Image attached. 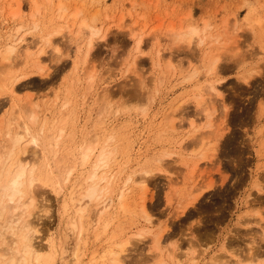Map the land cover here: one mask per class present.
Segmentation results:
<instances>
[{
    "label": "rangeland",
    "instance_id": "374dc122",
    "mask_svg": "<svg viewBox=\"0 0 264 264\" xmlns=\"http://www.w3.org/2000/svg\"><path fill=\"white\" fill-rule=\"evenodd\" d=\"M36 3L40 6L38 14H35ZM60 5L66 9V17L62 19L58 13ZM249 11H253L254 20L245 19ZM73 13H78V17L73 31L69 32L68 18ZM37 21L41 29L36 31L33 24ZM82 21L107 34L104 40L94 39L93 52L85 65V39L90 32L83 30L82 36H77ZM189 26L206 29L208 40L204 45L175 44L172 28L175 33ZM20 27L19 36L25 35L26 45L32 46L51 29L63 28V31L54 37L51 46L43 45L35 50L28 62H22L21 54L14 57L12 65L2 64L0 59V70L2 65L6 69L15 67L22 77L16 85L19 91L16 98L9 90L0 96V125H7L5 122L8 123L15 103L33 101L42 110V118L54 120L71 110L73 115L66 133L74 131L73 142L80 144L86 134L98 130L95 126L100 109L113 104L110 115L104 117L100 137L114 135L116 140L112 144L118 145L119 150L111 168L122 175L118 178L115 205L109 210L106 226L99 230L89 227L79 264H87L117 241L126 239L131 243L122 264H151L158 253L165 258L173 253L181 260L167 259L168 264H184L187 261L184 255L192 251L198 261L194 264H212L218 256L217 261L234 264L245 261L254 251H258L255 260L264 259V190L258 192L256 188L257 185L264 189V0H0V54L12 43ZM231 39L232 47L237 48L234 53L240 56L230 54L231 57L220 62L214 79L219 81L222 98L216 99L207 88L206 55ZM41 51H45L40 60L49 69L48 76H41L33 67V60ZM237 60L241 62L239 66ZM256 66L260 74H254L249 83L243 81L241 74ZM192 68L201 70L195 79L201 86L195 80H186ZM89 72L95 77L91 90H88ZM197 86L202 93L195 90ZM68 88L73 91L66 111L62 104ZM195 94L207 96L205 103L212 98L216 101V111L211 110L210 114H215L213 123L217 130L228 125L221 130L224 134L218 141L216 155L208 161H202L197 151L191 153L195 128L198 125L204 128L195 133L198 138L204 130V135L212 131L206 126V115L197 106ZM168 117L173 119L175 129L166 124ZM192 121L195 128L190 126ZM4 139L0 137L1 143ZM173 152L184 156L165 157ZM161 157L162 164H158ZM158 168L164 173L158 172ZM144 169L154 171L149 176L150 190L146 197L147 212L154 222L152 229L140 211L143 191L131 192L123 207L116 198L126 177ZM76 182L79 183L78 177ZM73 186L71 183L59 195L46 190L50 212L39 222L44 238L56 239L61 245L57 247L58 264L72 260L76 247L77 235L70 228L75 210L71 203ZM199 193L202 194L195 204H190ZM142 230L146 235L137 237L135 234ZM160 232L164 233L158 252L154 237Z\"/></svg>",
    "mask_w": 264,
    "mask_h": 264
},
{
    "label": "bare ground",
    "instance_id": "6f19581e",
    "mask_svg": "<svg viewBox=\"0 0 264 264\" xmlns=\"http://www.w3.org/2000/svg\"><path fill=\"white\" fill-rule=\"evenodd\" d=\"M38 6L39 4L36 3L35 14L39 13L40 6L39 7ZM65 12L66 9L62 5H60L58 11L59 18L61 19L65 18L66 17ZM252 14L253 11H249L245 19L248 21L254 20L251 19ZM14 16H18V15L15 14ZM77 17H78V13H73L72 17L68 18L67 26L69 32L73 31V27L74 25H76L75 23ZM45 25L46 24H44V27ZM254 25L256 24H252V26ZM33 28L36 31L38 29H41V26L38 23V21L34 22ZM20 29H22V27H20L16 31L17 34H15L13 37L11 36L13 38V40L11 41L12 43L8 44L5 50L0 54V59L2 60V64L6 63L7 65H12L13 59L14 57H17L16 56L17 54L18 56L19 54H21V56L23 57L22 62L25 61L28 62L29 59L34 55L35 50H37L39 47L43 45L51 46L54 41V37L61 34L63 31L61 30L63 28L51 29V31L46 32L45 36L43 35H40V37L37 36L38 38H40V40L34 46H32V45H26L27 41L25 35L19 36ZM45 30H47V28ZM83 30H88L90 32L89 38H87V40L85 39V45H87L86 47L87 49L85 50L86 54L83 63V65H85L88 63V58H90L89 56L93 52L94 39L102 38L104 40L107 37V34L104 33L102 30L95 29L92 25L88 24L86 21H82L79 24V30L78 32L76 31L77 36H82ZM173 30L174 29L172 28L171 30L173 32L172 36L175 37V44L177 46L185 45L186 47H191L194 44H198L202 46L208 40V36L205 35L206 29L200 30L198 27L189 26L186 27V30H183L181 28L177 30V32L175 33ZM42 33L44 34V31ZM232 39L222 44L220 42H217L221 44L220 47L216 48L217 51L214 50L215 52L213 51V53H209V55L208 54L206 55L207 61L205 60L206 61L205 66L203 65L204 68L207 70L206 77L208 79L206 78V80H209L207 88L212 93L211 95L216 99L217 97L222 98L220 93L221 91L218 90V86H217L219 81L215 80L216 76H218L217 75L218 68H220L219 66H221L219 64L224 57L226 58L230 54L231 56L232 54L235 55L237 54V52L234 53L237 48H234V46L232 47V43H233ZM141 42L142 41L140 39L137 43L138 50L140 49ZM56 51L59 52L58 49ZM44 54L45 51H41L40 53H37L38 56L36 55L37 57H35V59L33 60V67L36 68L37 72L41 76H45V75L48 76L49 69L46 66H44V64H42V61L40 60L41 55ZM31 61L32 60H30V62ZM240 63H241L240 60L239 61L237 60L238 66L240 65ZM160 64H158L159 67ZM78 65L79 64L75 62V66L79 67ZM2 67L3 68L0 70V96L3 93H5L7 90H9L12 93V96H15L14 98H16L19 93V91H17L16 89L17 88L16 85H18L17 83L20 82L22 78L18 75L20 71L18 73L17 70H15V67H12L11 69H6L4 65H2ZM192 70L193 71L188 73L189 75L185 77L187 81L193 82L197 77H199L200 69L194 70V68H192ZM84 72H85V68H84ZM245 72L241 74V79L246 83L247 82L249 83V80L253 76H255L254 74H260V68L259 66H256L253 67V69L249 70L248 72L246 73ZM88 74H89V76L87 75L88 90H91L94 86L95 77L92 72H89ZM166 75H168V73ZM193 86L195 87L194 84ZM199 86H201L200 83ZM199 86L195 88V90L198 92L201 89ZM153 87L155 88V85ZM72 89L73 88H68L66 90V101L62 104V109H66V111L72 101V99L70 98L72 96V91H73ZM200 93L202 92L200 91ZM205 97L201 94H197L195 96V101L198 107L200 108L202 107L201 110L206 115L205 121L206 122L208 121L206 126L208 128H212V131H210V134L208 132L207 135H204L203 134L205 131L204 130L202 134H199L200 138H198V135H195V133L197 132L199 133V131H202L204 128L203 129L202 127L201 129L198 128L199 125L197 128H195L194 121L190 122L191 125L188 124V126L189 125L191 127L193 126V128L196 129V131L194 129L195 132H193V136L196 139L193 140L192 143L190 142V145H192L193 148V151L191 153L194 154L197 151L199 155L197 153L196 154L197 156L201 157L202 161L203 160L208 161L209 157H214L216 155V151L218 148V141L221 138L222 134H224V132L222 131L225 130V125H227V123L224 124L225 121L224 122L222 121L223 123L221 124H224L222 125L223 127L221 128L222 131L219 129L217 130V128H215V125L213 123V120L215 119L214 117L215 114L211 115L210 111L211 110H213L214 112L216 111L215 109L216 106H214V103L216 101L214 102L213 98L210 99L211 101L210 100L207 101L208 100L207 98L206 101L208 103H205V99H206ZM15 104L12 114H10L11 117L9 116L10 119L8 120V123L7 121L5 122L7 125L6 126L0 125V137H5L4 143H1L0 141V264H58L59 254L57 253V247L59 248L61 245L59 246L58 243L59 241H57L56 239L50 241L51 237L44 238V234L42 230L43 227L40 228L41 225L39 226V222L41 221L42 218L44 219L46 215H48V213L50 212L48 207L49 204H47L48 199L45 195L46 190L48 189L51 192L59 195L66 189L68 185H71V183L74 185L72 190L73 193L71 196L72 197L71 203H74L75 210L73 213L74 216L72 218L70 228L77 235V239H76V245H75L76 247L72 260L65 261L64 264H79L82 260V257L84 256V250L86 249V236L89 227L92 226L95 230H99L102 226L103 227L106 226L104 225V223L106 222V217L110 212L109 211L110 208L114 207L115 205L114 194L116 192L117 182L119 181L118 178L121 173L115 172L111 168V164L115 160L116 154L119 150V146L118 145L113 146L112 144L113 141L116 140L114 135H110L108 137L106 136L103 139H101L100 137V133H102L101 126H103L104 117L105 115L109 114V111L112 109L113 104L104 105L100 109L99 112L100 119L95 126L96 129L98 130L86 134L80 144H76L73 142L75 138L74 131L72 132L70 131L71 133L69 134L66 133V125L69 124L68 120L70 119V116L73 115V112L71 110L69 111V113H66L64 117H61V119L54 120V118L51 119L48 118L47 116L42 118V110H40L39 105L34 104L33 101H28L26 103H18V104L15 103ZM205 112H207L209 115ZM168 119L169 121L166 122V124L169 123L171 125V127L169 126V128L175 129L174 126L175 124L173 119H171L170 117H168L167 120ZM211 138L212 140H214L212 141L214 143H211ZM190 145H188L189 148ZM182 147L183 145L180 144L179 145L180 150H182ZM173 154L178 156L179 159H182L184 156L180 152L178 153L173 152L170 154L166 153L165 157L166 156L172 157ZM162 157L157 159L158 164L159 163L162 164L163 161ZM86 169L88 170L86 171ZM157 171L164 173V171H162V168L160 169L158 168ZM153 173H154L153 170L144 169L141 170L139 174L138 172H133L132 174H129L126 177L124 185L120 188L119 195L116 196V198L121 203V207H123L126 197L131 192L133 193L136 189H140L141 191H143L142 192L143 194L140 196V200H141L140 211L141 213H143L144 216L143 218H145L146 222L151 226L150 227L151 229L154 226V222L151 216H149L147 212L146 197L149 192L148 190H150L148 189L149 188L148 183L150 181L149 176H151ZM77 177L79 179V183L76 182ZM256 188H258V192H263L264 190L262 186L257 187L256 185ZM204 190H206V187L204 188ZM203 192L204 191L202 190V193ZM202 193H199L198 195L194 196L190 204L194 205L195 202L198 200L199 195H201ZM95 215H97L96 219H94ZM263 220L264 218L262 219V221ZM262 231L264 232V229H262ZM163 233L164 232H162L160 235L157 234L158 236L156 235V237H154V240H156V243H154V245L158 244L157 250L158 248H160L159 245L162 242ZM144 234L145 231L142 230L136 233L135 235L137 237H144ZM37 240H39L38 241L39 244H36ZM44 241L46 242L47 245L42 244ZM130 243L131 241L127 239L122 241H117L113 246L105 250L97 258H91L87 264H122L123 261L122 259H124L123 257L126 255L125 253L128 250ZM172 245L174 246L173 243ZM173 246L171 248H173ZM158 252H161L160 249L158 250ZM192 252L191 254L189 252V254L184 255L187 257V261L184 264H194L198 262L196 259L197 257H195L194 253ZM254 252H252V254L251 253L248 254V257L245 259V261H240V262L238 261L237 263L235 262L234 264H264V259L261 258L259 260H255L256 258H253L255 257L254 254H256L258 251L255 253ZM249 255L252 256L249 257ZM258 255H259L258 257L260 258V254ZM167 259L171 261L175 260L178 262L180 260V259L178 260L177 256H175L173 253H171V255H167L166 258L164 257V255H159L158 253V255L154 258L151 264H168L169 261L167 262ZM217 260L215 259V261L212 264H229V263L231 264V262L228 260L227 261L229 263L226 262V260L224 263L221 261L219 262Z\"/></svg>",
    "mask_w": 264,
    "mask_h": 264
}]
</instances>
